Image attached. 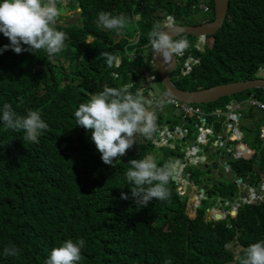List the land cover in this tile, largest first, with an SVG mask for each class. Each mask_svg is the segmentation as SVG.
Listing matches in <instances>:
<instances>
[{
    "label": "trees",
    "instance_id": "16d2710c",
    "mask_svg": "<svg viewBox=\"0 0 264 264\" xmlns=\"http://www.w3.org/2000/svg\"><path fill=\"white\" fill-rule=\"evenodd\" d=\"M62 6L73 8L76 18L80 12L82 18L78 22L58 18L55 27L67 34L60 53L50 57L44 50L16 54L8 49L0 54V116L8 103L19 115H26L29 109L39 110L49 126L37 141L28 142L23 140V131L16 134L6 130L0 119V264H44L51 250L68 239L85 241L76 264H240L247 247L264 240V200L243 202L236 217L228 215L207 222L205 214L212 208L211 201L202 202L203 213L193 211L195 216H190L192 206L188 207L193 201L181 202L176 192L180 188L171 181L169 199L153 198L146 207H137L126 179L128 161L143 159L153 150L158 165L176 161L178 148L155 147L157 133L152 141L138 137L126 155L107 165L92 141L91 131L77 126L74 116L90 93L102 91L105 86L132 84L131 92L145 90L143 95L150 98L148 92L152 90L142 81V70L148 67V71H155L152 62L147 63L154 55L152 49L144 48L149 44L147 37L153 24L162 23L167 16L177 25L212 22L215 2L62 0L58 7ZM100 11L123 13L128 18L126 27L118 33L98 25ZM130 25L139 31L138 42H132L135 37L129 35ZM182 38L191 46L170 74L171 83L178 89L195 92L256 81L264 67V0H229L223 26L206 38L201 49L196 46L198 38L182 35L176 39ZM9 43L0 33V48ZM103 51L120 57V66H116L117 59L113 66H107L100 58ZM249 94L256 95L258 101L264 99V91L254 90L203 105L206 121L231 99L247 101ZM163 115L164 110L157 112L158 128L171 125ZM224 145L201 147L219 159ZM231 145L238 149L239 143ZM242 146L250 150L246 143ZM252 150L258 153L252 159L238 152L233 161L223 151L233 167L228 173H236L239 179L264 175V147L257 145ZM190 167L187 172L192 178L206 175L205 170ZM121 193L128 194L129 199H121ZM173 205H179L180 210ZM230 224L232 228L225 227ZM236 238L238 256L231 247L225 248ZM9 245L20 249L18 257L4 256V248Z\"/></svg>",
    "mask_w": 264,
    "mask_h": 264
},
{
    "label": "clouds",
    "instance_id": "9594fccd",
    "mask_svg": "<svg viewBox=\"0 0 264 264\" xmlns=\"http://www.w3.org/2000/svg\"><path fill=\"white\" fill-rule=\"evenodd\" d=\"M58 3H62V0H0V33H3L10 41L9 44L0 48V54L8 49H11L16 54H21L24 51H29L34 54L36 51L44 50L50 57L60 53L65 47L67 34L57 30L55 27L58 18L61 16ZM171 18H167L169 23L171 22ZM127 21L128 18L123 13L119 15H113L105 11L98 13V25L108 30L115 29L118 33L126 27ZM163 22L157 21L153 24L147 37L149 44L146 45L147 47L144 46V48L150 47L154 54L153 56L156 57L159 55L163 63L171 61L173 56L176 57L178 63V58L182 57L184 52L190 48V42L186 38L176 39L172 35L173 30L163 24ZM166 29L167 31H165ZM140 38L141 36L138 33L132 39V42H138ZM204 44L202 45L200 42V47L197 44L196 46L198 49H201ZM24 45L27 47H23ZM100 58L109 67L113 66L117 59L112 53L107 51L101 52ZM149 62H152V60H148L147 63ZM120 64L121 58L118 57L116 66L119 67ZM142 73V81H145L148 87H153L156 82L153 74L155 71L150 72L147 67L143 68ZM149 75L154 78L151 85H148L146 79V76ZM115 78L118 77L115 76ZM131 88L132 84H124L119 88L105 86L102 91L90 93L89 100L86 103H81L74 112L77 126L84 128L86 131H91L92 141L101 154V160L104 164L112 165L114 158L126 155L127 151L134 144H137L138 137L152 141L158 131L157 112L165 110L162 108L166 104L169 105V108L176 112L178 111L170 104L174 100L167 92H160V95L158 93L154 95L149 90V98L143 95L145 90H137L133 93L130 91ZM253 103L255 102H252L251 105ZM231 104L235 105L233 102ZM189 106H194L200 110L202 109L201 106ZM227 107L229 106L226 105L224 109H218L217 111L228 114ZM178 112L179 115L182 114L180 111ZM240 112V110L233 112V115L236 116V120H232L234 125L228 127L230 125L228 124L224 128L231 129V132L226 134H232L231 137L234 138L237 137L235 135L236 131L233 133L232 130H234V126L240 125L241 121H238V118H244ZM202 114L204 116H201V119H198L197 116H185L194 121L193 123L191 122V127L183 128L184 134L179 132L180 128L178 125L170 126L167 124L160 127L163 132L157 134L156 139L153 140L155 147L169 146L172 149H176V144L179 145L180 139L185 141L188 138L189 131L193 128L194 124H196V128L192 130H196L203 137V141L205 137L213 135L212 140L206 144H211L212 146L216 140L219 141L217 145L220 143L225 144V142L220 141L219 134H212V130L206 129V118L208 115L204 111ZM213 116L214 112L210 117ZM0 119H2L6 130L11 129L16 134L23 131V140L28 142L37 141L39 135L49 127L42 119L39 110L29 109L26 115H19L8 103L3 105ZM201 120L205 122L204 126ZM171 128H176L175 133L169 132ZM186 130L187 133H185ZM166 133H169L171 137H168ZM260 136L261 139H264V128L260 129ZM162 139L166 142L163 145H159ZM194 142L199 146L197 144L198 136ZM243 150L246 151L247 149L241 147L240 151ZM204 153L206 154L205 151ZM174 162H177V160H169L158 165L157 158L151 154L145 156L143 159H131L128 161L129 167L126 171V179L130 185L131 198L137 207H146L153 198L159 201L169 199L171 190L168 185L174 173ZM193 164L192 166H194ZM187 169L188 166H185V171ZM261 183H264V181ZM178 192L180 193V190ZM262 194H264V191H262ZM121 199H129L128 194L121 193ZM233 212H236V210ZM214 213L215 211L212 210L211 214L214 215ZM84 246L85 241L83 239H77L75 242L72 239H68L62 246L51 250L44 264H76L81 259V249ZM230 247V244H225L226 249ZM3 254L5 257H18L20 255V249L14 245H9L4 248ZM165 264H171V261H166ZM240 264H264V240L249 245Z\"/></svg>",
    "mask_w": 264,
    "mask_h": 264
},
{
    "label": "water",
    "instance_id": "95a60500",
    "mask_svg": "<svg viewBox=\"0 0 264 264\" xmlns=\"http://www.w3.org/2000/svg\"><path fill=\"white\" fill-rule=\"evenodd\" d=\"M213 1L215 2V20L212 22H206L197 26H185V25L175 24L172 18H171V22L169 23L167 17L163 22V24H165L167 27H170L173 30L172 35L175 38H178L179 36L182 35H191L193 37L198 38L201 44L203 45L208 36L214 35L223 26V22L225 20L226 13L229 7V0H213ZM81 18L82 15L80 12H78L77 19H81ZM165 31H167V29ZM152 63L155 68V73L157 75L158 81L161 87L163 88L164 93L165 92L169 93L172 96L173 100H176L186 105L206 106V105L214 104L221 99L235 97L237 95L246 92H250L254 90L264 91V79H262L261 77H258L256 81L237 82L226 85H220V86L212 87L207 90H201L195 92L182 91L178 89L175 85H173L170 81V74L176 70L178 64L176 57L173 56L171 61L167 63H163L159 55L156 57L153 56ZM248 98H252L253 100L258 99L257 96L255 95L253 96L251 94L248 95ZM238 121H242V119L239 117ZM228 124H230L228 125V127H232L234 125L232 122ZM175 131L176 128H171L169 130L170 133ZM229 132H231V129H226V133ZM193 133L195 134L197 133V131L194 130ZM223 140L224 139H220L221 142H223ZM218 142H219L218 140L214 141L213 144L214 147L217 146ZM191 145L195 146L196 143L193 142ZM207 155L209 159H211V154H207ZM178 159H181V156L178 157ZM203 159L205 160L206 156H204ZM202 163H206V162L202 160ZM174 165L175 168H174V173L171 177V181L175 183L177 187L185 189L186 184L183 181H180V179L178 178L179 176V171L177 170L178 163L174 162ZM193 165L194 167H197L196 164ZM216 168H217V163L212 162L211 169L208 173H210L213 170H216ZM226 168H229V164H226ZM259 188H261L262 191H264V183H261L259 185ZM243 202L244 204H247L250 203V200L248 197H245Z\"/></svg>",
    "mask_w": 264,
    "mask_h": 264
},
{
    "label": "rangeland",
    "instance_id": "374dc122",
    "mask_svg": "<svg viewBox=\"0 0 264 264\" xmlns=\"http://www.w3.org/2000/svg\"><path fill=\"white\" fill-rule=\"evenodd\" d=\"M203 7V6H202ZM205 10H207L206 8H205ZM60 11H61V17H63V18H68L69 17V15H70V12H69V8H66V7H61L60 8ZM167 17H170V16H167ZM166 17V18H167ZM129 27V31H130V33L131 34H129L130 36H132V37H136L137 36V34L139 33V31L134 27V26H132V25H130V26H128ZM197 46L198 47H200V42L198 41L197 43ZM181 62H183V60H181ZM262 70H264V67H262ZM151 72V71H150ZM261 73V72H260ZM259 73V74H260ZM147 83H148V85H151V83H149L148 81H147ZM231 84V83H230ZM161 85H159L158 84V82L156 81L155 83H154V86L153 87H151V90H152V93L154 94V95H156L157 94V92H161V93H163L164 92V90H162L163 88H161L160 87ZM142 93H144V92H142ZM230 99V98H229ZM243 100V98H240L238 101H242ZM229 102H233V103H235V105H236V107L241 111L240 113L241 114H243L248 108L246 107V108H244V109H242L241 107H240V105L236 102V100L235 99H231ZM259 102H264V99H262V100H259ZM244 102H242L241 104H243ZM176 110H178V109H176ZM179 111V110H178ZM201 111V113L203 112V109H201L200 110ZM254 115L257 117V119H258V121L261 123V125L262 126H264V114H262L261 112H259V111H255L254 112ZM163 118H164V120H169L168 122H171V125L170 126H173V125H175V124H177V125H182V121H181V119H180V117H179V114L175 111V110H173V109H171V108H168V107H166L165 108V110H164V115H163ZM213 118L216 120V121H219V122H221V123H223V125H221V124H219V123H217V126L218 127H220V128H225V126H224V124L226 123V124H228V123H231L232 122V116L231 115H229V114H227V113H222V112H220V111H214V116H213ZM240 125H241V128H242V131L245 133V136H246V138H245V140L244 139H242V138H240V137H238L237 139H234V140H232V138H229V137H227L225 134H223V133H221V134H219L220 135V138L221 139H224L223 140V142H228V143H226V145H228V146H230L231 145V143L232 142H234V143H236V141H238L237 143H239L240 141H243L244 140V142H246V143H248V144H250V145H252L251 144V142H250V140H252V138L253 137H256V136H254L253 135V133H250L249 131H251V130H248V124H247V119L246 118H243L242 119V121L240 122ZM196 128V124H194L193 125V129H195ZM161 128H158V131H157V134H160V133H162L163 132V130H161ZM183 131H184V129L183 128H180V130H179V132L181 133V134H184L183 133ZM253 132V131H252ZM255 133H257L258 134V132L259 131H254ZM172 133H175V132H172ZM197 135H198V133H193L192 132V134L190 135V136H188V138L185 140V142H184V140L183 139H180L181 141L179 142V145L178 144H176V146H177V148H178V154H176V159H177V162L176 163H178V168L179 169H181L180 171H179V176H178V178L180 179V180H186L185 179V177H188V172L187 171H185V167L184 166H191L190 168H193V169H196V167H194V166H192V163H194V164H196L197 165V167H199V168H201L202 169V167L203 166H206V167H209V166H211V163L213 162L212 160H210L209 159V157H208V155L207 154H209V153H207V154H205L204 152H203V149L201 148V147H199V146H197V145H195V146H192L191 144L196 140V138H197ZM212 136L213 135H209V136H207V137H205V139H204V141H203V137L199 134L198 135V142L201 144V146H202V144H206V143H209L210 142V140L212 139ZM231 142V143H230ZM182 143L184 144V146H182ZM195 143V142H194ZM163 144H165V142L164 141H162V142H159V145H163ZM213 144H214V142H213ZM181 147V148H180ZM211 147V144L208 146V147H206V148H210ZM252 148H254V145H252L251 146ZM236 151H239V150H236ZM249 151H245V150H243V151H241V153H247V155H248V157H249V159H252V157H255L258 153H255V152H250V153H248ZM181 153V154H180ZM223 153V151L221 152V156H222V159H223V166H225L226 167V164H227V157H226V155H224V154H222ZM151 155L152 154H156L155 152H154V150L153 151H151V153H150ZM181 156V159H178V157H180ZM204 156H206V159L204 160L203 159V157ZM202 160L203 161H205L206 163H202ZM257 161H258V164H259V157H258V159H257ZM185 162V163H184ZM223 166H222V162H220V169H222L223 168ZM182 167V168H181ZM211 169V168H210ZM227 174H230V173H228L227 172ZM226 180H227V177H226ZM226 180H221V181H224V183L227 185V186H230L231 188H233V189H235L234 187H233V184L231 183V182H228V183H226ZM184 182V181H183ZM173 183V182H172ZM172 183H171V180H170V182H169V184L170 185H172ZM173 184H175V183H173ZM173 186V185H172ZM176 186V185H175ZM177 187V186H176ZM219 187H220V185L219 184H217V185H215L212 189H211V191H212V196H213V194L215 193V190L216 189H219ZM253 188L254 189H256L257 191H259L260 193H262L261 192V190L258 188V185L257 184H253ZM176 192L178 193V195H179V200L182 202V200H185V199H187V198H192L191 200L194 202L195 201V195L192 193V192H190V194H189V197L188 196H186V195H184V196H182L179 192H178V190H177V188H176ZM202 192H204V190H202ZM216 194V193H215ZM207 194H203V201H204V203L205 202H207L208 200H207V196H206ZM215 198H216V200L218 199V194H216V196H215ZM236 198H237V196H236ZM249 198V200L250 201H252V202H254V203H261L260 201H262V200H264V197H260V196H258L256 193H252V195L250 196V197H248ZM191 201V202H192ZM239 202H241L239 199H237L236 201H235V204H239ZM212 203V202H211ZM194 206H193V204L192 205H189V207H188V209L190 208V206H192L191 207V209H189L191 212H192V214L190 215V216H195V213H193V209L194 208H196L197 207V204H196V201L194 202ZM199 204V203H198ZM178 206L179 205H173V207H175V209L176 210H180L179 208H178ZM186 206H188V205H186ZM216 205L214 204V203H212V206L211 207H215ZM202 207V206H201ZM201 207H199L198 209H199V211L201 212V213H203L202 212V208ZM231 208V211L232 210H235L234 209V207H230ZM227 211H229V210H227ZM230 212V211H229ZM189 214V213H188ZM219 214V216H216L215 214L213 215V214H205V220L207 221V222H209V219H211V218H213V219H215V218H217V219H219V218H221V215H220V213H218ZM230 214L232 215V216H234V217H236L237 215H238V212H230ZM222 216H224V215H222ZM226 228H232V225L230 224L229 226H225ZM238 242L239 241H237V238L236 239H234L233 240V242H232V244H231V249H232V251H234L235 252V255L236 256H238L239 254H240V246L238 245Z\"/></svg>",
    "mask_w": 264,
    "mask_h": 264
},
{
    "label": "flooded vegetation",
    "instance_id": "af4514ba",
    "mask_svg": "<svg viewBox=\"0 0 264 264\" xmlns=\"http://www.w3.org/2000/svg\"><path fill=\"white\" fill-rule=\"evenodd\" d=\"M69 12H70V15L68 18H71L70 21L78 22V19L76 18V13H74V9L70 8ZM230 105H231V102H229L228 106ZM251 126H253V123L248 127H251ZM260 129L261 127L258 128L257 126H255L254 129H250V130L259 131L260 133ZM238 152H241V151L239 150ZM202 169L205 170L206 175L204 173L203 176H201L199 179L192 178L190 172L188 171V177H185L186 180H183L186 183V188L181 189L179 187L180 194L182 196L186 195L189 197L190 192H192L195 195L196 204L199 203V205L196 208H194L192 211H199L198 208L202 206V202H203V194H207L206 195L207 200L211 201L212 203L216 205L215 207L208 209L206 214H210L209 212L211 210H214L215 212H217V214L220 213L221 217L231 215L230 212L234 211V210L231 211V208H230L231 206L234 207L235 210L239 211L243 206V200L245 199V197H250L252 193H256L260 197L264 196V194L260 193L259 191L253 188V184H257L259 188V184L262 181H264V175L258 176L257 174H255V175L243 177L240 179L237 176H235V179H231L227 176H222L220 174L217 177L212 176L211 174L214 171H211L210 173H208L210 171V167L203 166ZM218 170L219 168L215 171H218ZM226 177H227V180H226ZM221 180H226V183L231 182L235 189L231 188L230 186H227L224 183V181H221ZM238 180L241 181V184H238ZM217 184H219L220 187L219 189L215 190V193L218 194V199L216 200L215 198L216 194L214 193L212 196L211 189ZM202 190H204V192H202ZM187 199L190 200L192 198H187ZM237 199L241 201L239 202V204H235V201ZM194 202H193V206L195 205ZM227 210H229L230 212Z\"/></svg>",
    "mask_w": 264,
    "mask_h": 264
},
{
    "label": "crops",
    "instance_id": "0c3cea01",
    "mask_svg": "<svg viewBox=\"0 0 264 264\" xmlns=\"http://www.w3.org/2000/svg\"><path fill=\"white\" fill-rule=\"evenodd\" d=\"M207 10H204V12H208V7H205ZM184 55V54H183ZM182 55V56H183ZM261 72V73H260ZM260 74H258V77H261L262 79H264V70H262V68H260ZM257 77V78H258ZM148 89V88H147ZM144 91V90H143ZM158 93V95H160V92H157ZM254 96V95H253ZM258 101V100H257ZM257 101H253V99L252 98H250L249 100H247V101H244V103L243 104H241L242 102H239L238 104L240 105V107L242 108V109H244V108H248L242 115L244 116V118H246L247 119V124H248V126H250L252 123H253V126H251V127H248V130H250V129H254L255 128V126H257L258 128L259 127H261V128H264V126H261V123L258 121V119H257V117L254 115V112L255 111H259V112H261L262 114H264V112H262V111H260V110H258V109H256V108H254L252 105H251V103L252 102H257ZM237 102V101H236ZM166 107H168L169 108V105L168 104H166L162 109H165ZM177 113L179 114V112L177 111ZM180 119H181V121H182V125H178L179 126V128H187L188 127V124H190L191 122L190 121H187V120H189L190 118L189 117H185V116H183V115H181L180 116ZM193 122V121H192ZM197 124H198V122L197 121H195ZM207 122V125H206V129H210V130H212V134H221V133H223V134H225L227 137H231V135L232 134H230V135H227L226 134V129H224V127L223 128H220V127H218L217 126V123H219V124H221V125H223V123H221V122H219V121H216L214 118L212 119V120H209V121H206ZM168 124V123H167ZM166 124V125H167ZM202 125H204V122L202 123ZM228 124H224V126L226 127ZM237 129V130H236ZM236 131V133H235V135L237 136L236 138H234V137H231L232 138V140H234V139H237L238 137H240V138H242V139H244L245 140V138H246V136H245V133L242 131V128H241V125H236V126H234V130H232V132L234 133ZM250 133H253V135L254 136H256V137H253L252 138V140H250V142H251V144L252 145H254V148H257V145H258V147H264V139H261V136H260V133L258 132V134L257 133H255L254 131L252 132V131H249ZM199 135V134H198ZM197 135V136H198ZM176 139H178V138H176ZM244 140L243 141H240L239 142V146H238V149H236L237 147H235L234 145H230V146H228V145H226V143H228V142H225V145H224V149H221V150H223V151H227L228 153H229V155L231 156V160L233 161V160H235V157H236V154L238 153V151H236V150H241V147L242 148H244V149H247L246 147H244V146H242L243 144H245L246 142H244ZM185 142V141H184ZM236 142H238V141H236ZM247 145H248V147H249V152L248 153H250V152H252L253 150L252 149H254V148H252L251 146L252 145H250V144H248V143H246ZM257 144V145H256ZM182 146H184V144L182 143ZM201 147V146H200ZM212 147H214V145H212ZM202 149H203V147H202ZM204 150V149H203ZM205 151V150H204ZM209 151V149L208 150H206L205 152H206V154L207 153H209L208 152ZM209 154H211V153H209ZM210 160H212L213 162H216L217 163V168H216V170L219 168V170L218 171H215V170H213L214 172L211 174L212 176H219V174L220 175H222V176H227V177H229V178H231V179H235V176H236V173H234V172H232V174L230 173V174H227V172H228V170L231 172L232 171V165H230L228 162V164H229V168H226L225 166H223V159H222V156H220L219 157V159H217V157L216 156H211V159ZM220 162H222V166H223V168L222 169H220ZM231 175H232V177H231ZM238 184H241V181H239L238 180ZM178 191H179V189H177Z\"/></svg>",
    "mask_w": 264,
    "mask_h": 264
},
{
    "label": "built area",
    "instance_id": "2783aa9c",
    "mask_svg": "<svg viewBox=\"0 0 264 264\" xmlns=\"http://www.w3.org/2000/svg\"><path fill=\"white\" fill-rule=\"evenodd\" d=\"M146 79L149 83H152V81L154 80V78L150 75L146 76ZM170 104L173 107H175L176 109H178L184 116H197L198 119H201V116H204V114L201 113L200 109H198L194 106L185 105V104H182V103L177 102L175 100L173 103H170ZM252 106L260 109L261 111H264V104H262V103L255 102L252 104ZM226 110L228 111V114L232 116V120H236V116L233 115V112L239 110L236 107V105L231 104L229 107L226 108ZM201 122L203 123L204 121L201 120ZM204 125H205V122H204ZM185 133H187V130L185 131ZM210 133H211V131H210ZM166 134L168 137H171V135L169 133H166ZM162 141L166 142L164 139H162L161 142ZM219 145L221 146L222 143H220Z\"/></svg>",
    "mask_w": 264,
    "mask_h": 264
}]
</instances>
